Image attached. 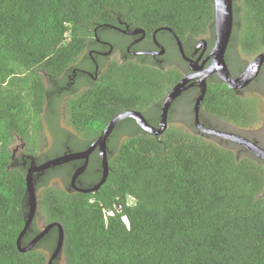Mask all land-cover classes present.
<instances>
[{
    "label": "trees",
    "instance_id": "1",
    "mask_svg": "<svg viewBox=\"0 0 264 264\" xmlns=\"http://www.w3.org/2000/svg\"><path fill=\"white\" fill-rule=\"evenodd\" d=\"M113 27L142 30L149 40L156 31L165 56L181 60L171 32L160 28H171L187 51L213 34L214 0H0V264H48L55 247L57 227L28 251L16 245L29 211L27 168L31 160L50 158L39 146L44 125L60 129L63 153L81 143L85 149L118 112L159 108L181 78L172 65L112 60L96 83L65 96L61 85L80 58L89 60L96 38L122 37ZM263 49L264 0H233L231 74L245 66L243 56ZM62 100L71 131L58 126ZM253 110L254 100L216 76L207 79L199 108L205 126L252 139L244 128ZM181 111L188 126L170 124L158 136L133 118L118 122L108 139V176L96 191L69 188L80 161L35 176L37 209L29 228L38 232L39 216L62 226L63 264H264V161L197 130L192 104ZM122 125L131 133L121 140ZM259 130L264 148V125ZM16 138L23 143L18 153L11 148ZM99 166L94 152L82 187L99 180ZM58 178L63 186L52 184Z\"/></svg>",
    "mask_w": 264,
    "mask_h": 264
},
{
    "label": "water",
    "instance_id": "2",
    "mask_svg": "<svg viewBox=\"0 0 264 264\" xmlns=\"http://www.w3.org/2000/svg\"><path fill=\"white\" fill-rule=\"evenodd\" d=\"M160 30H168L171 32L174 41L176 43L178 52L180 56L190 62L191 69L194 71L192 74L185 75L180 78L167 92L165 95L159 116L158 126L151 125L143 116V114L138 110H123L115 114L106 124L102 133L96 137L85 149L78 151H66L63 154L47 159L42 163L36 164L31 160L25 180H26V194L28 199V215L22 230L20 231L16 245L19 251L25 252L33 248L43 237L44 235L52 228L57 227L58 235L55 243V247L51 252L48 264H54V260L59 256L61 246L63 243V229L62 226L57 222H51L46 224L33 238H31L25 245L21 244V238L26 233L28 228L33 222L36 209H37V193L35 186V176L43 173L49 168H53L71 161L82 160V163L78 165L71 178L70 184L73 189L81 192H93L96 191L106 180L109 172L108 164V150H107V141L108 137L111 134L112 130L118 122L125 118H133L136 123L146 132L151 135H160L167 128V116L168 110L170 108L173 100L180 95V93L186 89L187 84L193 79L197 78V86L199 87V94L195 98V102L192 108L193 124L197 130L202 133L210 134L213 136L221 137L223 139L229 140L236 144H239L253 153L255 156L264 161V148L260 146L254 140H251L245 136H242L238 133L226 132L211 129L202 125L199 121V108L203 101L207 82L206 79L211 74H215L222 82H224L229 88L233 90H241L252 82V80L258 75L261 65L264 62V49L253 56L242 68V70L236 75H232L228 65L225 60V52L227 46L230 42L232 30H233V0H214V42L212 49L209 53V58H211L210 63L205 68L201 66L194 67L191 63L190 58L185 55L184 47L180 38L177 34L169 27H162ZM124 31V30H123ZM128 34L141 33L144 35V32L139 29L124 31ZM96 35V29H95ZM97 39V38H96ZM152 39L158 50L157 55H162L165 51L162 43L156 38V31L152 34ZM203 44L206 43L204 39H201ZM97 150L100 164H101V176L99 180L90 187H80L75 184L76 179L80 174H82L87 165L90 155Z\"/></svg>",
    "mask_w": 264,
    "mask_h": 264
},
{
    "label": "flooded vegetation",
    "instance_id": "3",
    "mask_svg": "<svg viewBox=\"0 0 264 264\" xmlns=\"http://www.w3.org/2000/svg\"><path fill=\"white\" fill-rule=\"evenodd\" d=\"M113 29L115 31H117L120 35H122V37L114 35L110 40L99 39V38L96 39L97 40L96 44L92 48L87 50L89 60H85L83 58H80L78 60L77 64L74 66V68H72L71 73L66 76V79L64 80L63 84L61 85L62 90L65 92V96L75 95L76 93H79L81 91L88 89L91 86V84L96 83L101 78V74L105 70V67L107 66V64L112 60H116V61L133 60V61L142 62L145 64H150V65H155V66H163V67L172 65L174 67H177L180 70L181 78L185 75H189V74H192L194 72L191 69L190 62L184 60L180 56V54H179V56H180L181 60H177V58H170V57L165 56L166 49H165V46L163 44L162 45L164 46V49H165L164 53L162 55H157L156 52L158 50V47L154 43L153 39H151V40L147 39L145 37V34L144 35H142L141 33L128 34V33L124 32V31L131 30V29H128L127 27H125V28L113 27ZM201 39H204L206 41V43L203 44L201 42ZM230 41H231V38H230ZM213 42H214V29H213L212 35L205 37V38L198 39L195 44L189 46L187 51L184 50L185 55L188 58H190L191 61H193V63H191V64L194 67L202 65V67L205 68L206 66H208V64L211 61V58H209L208 56H209V53L212 49ZM229 45H230V42H229L227 49H226V52H225L226 63H227L226 53H227ZM227 65H228V63H227ZM212 76H216V75L211 74L210 76L207 77V79L209 77H212ZM207 79H206V82H207ZM263 83H264V62L261 65V68H260L258 75L252 80V82H250V84L247 85L245 88H243L241 90H236L237 93H239L241 98H244L245 100L251 99V100L255 101V110L250 112L253 114V120L249 119L248 120L250 122L249 127L244 128L246 130L251 131L250 134L253 136L251 140H254L255 142H258V140H257L258 135H259L258 133H260L259 129L264 125V90L262 88ZM198 94H199V87L197 86V78H193L187 84L186 89H184L180 93V95H178L173 100V102L171 103L170 108L168 110V116H167L168 124H167V126L170 124L180 125V126H184V127L188 126L189 117L186 113H183V111H181V110L185 109V107H190L191 104H192V108H193L195 98L197 97ZM161 105H162V103L160 104L159 108L147 106L145 108V113H142L140 111L143 114L144 118L151 125L158 126ZM191 120H192L191 124H193V116H192ZM201 124L204 125L203 123H201ZM205 127H208V126H205ZM208 128H210V127H208ZM120 130H121V133H120L121 134V140L124 137H127L129 133H131V129L125 128L124 125H122L120 127ZM111 134H112V132H111ZM242 136H245V135H242ZM245 137H247V136H245ZM247 138H249V137H247ZM108 139H109V137H108ZM107 150H108V155H109L108 141H107ZM66 151H70V149L67 148ZM94 152L97 153V155H98L97 150H95ZM89 160H90V157H89ZM89 160H88V164H89ZM79 161L82 162V160H79ZM71 162H74V161H71ZM99 162H100V160H99ZM76 163H77V161L74 162V164H76ZM80 164H77L75 166V168ZM100 167H101V164L97 168V173H99L101 176V168ZM75 168L71 172L70 178H71ZM83 173L80 174L78 176V178L76 179L75 184L77 186L82 187L84 182L87 181L86 179H82ZM70 178H69V188L73 189L71 184H70ZM56 180L60 181V178H58ZM73 190H75V189H73ZM45 225H46V222L44 221L43 227ZM43 227H41V228L36 227V228L39 232ZM29 229H30L29 230L30 235L28 233L26 236L30 237V239H31L38 232L36 233L33 230V228H29ZM45 235H44V237H45ZM60 257L61 256H58V264H59Z\"/></svg>",
    "mask_w": 264,
    "mask_h": 264
},
{
    "label": "rangeland",
    "instance_id": "4",
    "mask_svg": "<svg viewBox=\"0 0 264 264\" xmlns=\"http://www.w3.org/2000/svg\"><path fill=\"white\" fill-rule=\"evenodd\" d=\"M238 54V53H236ZM240 58L241 55H239V61H235L234 67L237 69L240 67L241 63L240 62ZM245 61H249L252 57L249 56H243ZM64 105H65V101L62 100L60 105H59V121H58V126L61 129H67L70 130L69 126L67 125V120H66V115H65V111H64ZM71 131V130H70ZM65 137L64 135L61 133L60 129L57 127V125H52V126H48L47 124L44 125L43 129L40 132V137H39V146H40V150L43 152L45 150H48V157L53 158L56 156H59L61 154H63V150L65 148ZM11 148L13 150H15L16 153L19 152V150H22L23 148V143L22 141L19 140V138H16L13 142V144L11 145ZM75 150L74 151H78V150H82L83 145L81 144H76L74 146ZM48 158V159H50ZM52 184L55 185H60L63 186V183L61 181H52ZM36 227L37 228H41L43 227V223L44 220L42 217H37L36 218ZM48 252V251H47ZM64 260L63 257H60L59 259V264H63Z\"/></svg>",
    "mask_w": 264,
    "mask_h": 264
}]
</instances>
